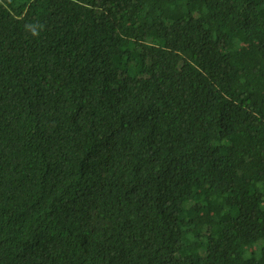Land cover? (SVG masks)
Instances as JSON below:
<instances>
[{
	"label": "trees",
	"instance_id": "16d2710c",
	"mask_svg": "<svg viewBox=\"0 0 264 264\" xmlns=\"http://www.w3.org/2000/svg\"><path fill=\"white\" fill-rule=\"evenodd\" d=\"M0 264H264V0H0Z\"/></svg>",
	"mask_w": 264,
	"mask_h": 264
},
{
	"label": "clouds",
	"instance_id": "9594fccd",
	"mask_svg": "<svg viewBox=\"0 0 264 264\" xmlns=\"http://www.w3.org/2000/svg\"><path fill=\"white\" fill-rule=\"evenodd\" d=\"M33 35H38V33H36L35 31H33V33H32Z\"/></svg>",
	"mask_w": 264,
	"mask_h": 264
}]
</instances>
